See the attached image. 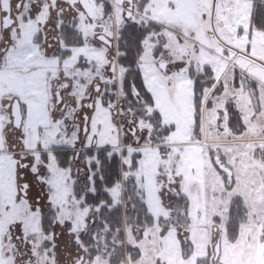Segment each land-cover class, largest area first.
Here are the masks:
<instances>
[{"label":"snow or ice","instance_id":"obj_1","mask_svg":"<svg viewBox=\"0 0 264 264\" xmlns=\"http://www.w3.org/2000/svg\"><path fill=\"white\" fill-rule=\"evenodd\" d=\"M237 152L264 195V0H0V264H140L132 215L227 264L179 225L207 153L240 236Z\"/></svg>","mask_w":264,"mask_h":264},{"label":"rangeland","instance_id":"obj_2","mask_svg":"<svg viewBox=\"0 0 264 264\" xmlns=\"http://www.w3.org/2000/svg\"><path fill=\"white\" fill-rule=\"evenodd\" d=\"M208 143L215 148L217 145L224 147L228 144H235V141L228 140L224 136L218 137L213 133L209 136ZM235 155H240L242 157L241 160L235 161ZM198 163L201 168V179L198 189L194 190V193L198 191V196L196 200H194L189 213L192 222L189 224L185 221L179 226L181 228H186L191 235V226L203 223V225H205L210 231L209 249L214 251L217 238L220 235L223 238L226 230L228 231L226 228V221L228 219L227 198L221 196V193L223 192L221 175L217 172L215 167H213L208 154L205 153V157L202 160H199ZM228 163H235L233 171L237 174V184L234 187V191H238L246 197L250 212L254 216V218L253 216H250L245 224L251 223L249 225L256 226V234H258L260 233V229L256 224V220L259 219L261 222H264V195L259 192L260 177L255 173V169L251 165L259 164L260 161L253 160L250 153L245 155L237 152L229 157ZM156 187L158 188L159 186L157 185ZM150 204V210H152L157 217L164 215L167 218L168 213L161 206L160 198L155 192H153L150 197ZM221 205H223V207H221ZM197 210H199V216H197ZM214 217H219V223ZM153 225L155 226L156 224ZM126 226V231L131 236V234H133V229H140L142 223L137 221L135 215H132L130 217V222ZM215 227L217 230H214ZM243 228H245V226H243ZM244 232H247V234L254 233V231H250V228ZM145 233H147L146 237L139 243L141 249L139 257L140 264H158V256H163L164 249H161V245H158L159 239L155 236L157 232L156 230H149ZM244 237H247V235H244ZM123 240L126 241L125 236L123 237ZM227 241L226 244L230 247L231 244ZM212 264H214V257Z\"/></svg>","mask_w":264,"mask_h":264},{"label":"crops","instance_id":"obj_3","mask_svg":"<svg viewBox=\"0 0 264 264\" xmlns=\"http://www.w3.org/2000/svg\"><path fill=\"white\" fill-rule=\"evenodd\" d=\"M152 211V210H151ZM251 223L243 224L240 230V236L236 241L232 242L228 239L226 233H224L222 238V259L227 262V264H264V248L258 246L260 233L256 234V226L249 225ZM246 230L250 228V231H254L252 234H247ZM247 226V227H246ZM255 229V230H254ZM127 226L125 228V238L126 242L140 243L147 235L145 233L144 237L140 241H136L133 234H128ZM139 231V228L135 229ZM156 230V237L159 239L158 245H161V249H164L163 256H158V264H182L183 254L185 248L181 246L180 240L176 235V228H171L168 232L162 234L161 226L153 225L149 227L146 231ZM191 239L195 241V251L192 253L193 256H203L205 250L209 249L210 231L207 229L203 223L195 226H191ZM133 235V236H132ZM247 235V237H244ZM130 236V237H129ZM229 242L230 247L226 244Z\"/></svg>","mask_w":264,"mask_h":264},{"label":"water","instance_id":"obj_4","mask_svg":"<svg viewBox=\"0 0 264 264\" xmlns=\"http://www.w3.org/2000/svg\"><path fill=\"white\" fill-rule=\"evenodd\" d=\"M222 237H221V235L217 238V243L215 244V247H214V251L216 250V248H217V246L219 247V250H221L222 251Z\"/></svg>","mask_w":264,"mask_h":264},{"label":"flooded vegetation","instance_id":"obj_5","mask_svg":"<svg viewBox=\"0 0 264 264\" xmlns=\"http://www.w3.org/2000/svg\"><path fill=\"white\" fill-rule=\"evenodd\" d=\"M214 230H217L216 227L214 228Z\"/></svg>","mask_w":264,"mask_h":264},{"label":"trees","instance_id":"obj_6","mask_svg":"<svg viewBox=\"0 0 264 264\" xmlns=\"http://www.w3.org/2000/svg\"><path fill=\"white\" fill-rule=\"evenodd\" d=\"M142 219V218H141ZM138 221V220H137ZM236 241V240H235Z\"/></svg>","mask_w":264,"mask_h":264}]
</instances>
